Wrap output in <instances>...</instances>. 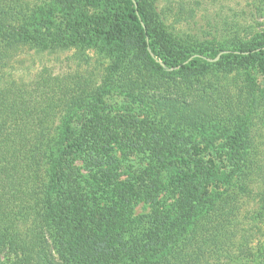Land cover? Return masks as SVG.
<instances>
[{
	"label": "trees",
	"instance_id": "1",
	"mask_svg": "<svg viewBox=\"0 0 264 264\" xmlns=\"http://www.w3.org/2000/svg\"><path fill=\"white\" fill-rule=\"evenodd\" d=\"M119 1L104 40L125 44L132 34L148 57L146 68L152 75L177 67L188 78L171 96L160 87H147L143 74L136 77L141 99L150 109L149 123L168 137L174 130L179 135L198 131L209 139L226 135L229 144L221 151L201 140L184 141L176 148L172 142L163 150L150 147L161 155L154 165L165 168L173 200L164 208L166 200L152 192L157 204L150 212L127 215V221L119 222L110 212L84 209L89 205L87 185L76 175L75 159L89 150L94 167L106 171L99 154H108L115 145L138 153L143 145L132 138L141 136L145 125L122 124L103 113V94H96L85 79L68 83L48 76L26 85L0 74V264H205L207 255L229 258L239 246L236 214L226 213L229 198L224 194L237 187L262 196L264 204L260 144L253 135L249 145L241 142L249 129L230 132L226 122L216 123L224 120V113L230 115L225 93L250 99L243 104L245 115L261 106L251 71L264 60V40L218 42L224 24L218 19L207 24L203 37L179 34L165 22L158 0ZM24 2L0 0V54L5 57L18 43L53 47L55 42L66 46L99 39L95 31L72 40L55 36L48 42L36 35L33 6ZM213 42L218 47L210 45ZM131 50L122 49L123 59L131 58ZM210 74L217 76V85H201L199 77ZM74 116L86 119V131L73 130ZM53 140L62 144L57 153L51 151ZM44 156L51 162L48 173ZM253 184L260 188L256 191Z\"/></svg>",
	"mask_w": 264,
	"mask_h": 264
},
{
	"label": "rangeland",
	"instance_id": "2",
	"mask_svg": "<svg viewBox=\"0 0 264 264\" xmlns=\"http://www.w3.org/2000/svg\"><path fill=\"white\" fill-rule=\"evenodd\" d=\"M24 3L33 6L30 16L36 22V35L43 36L48 42L55 39V36L72 40L95 31L99 39L91 43L88 41L72 43L69 40L70 43L66 46L56 45L55 42L53 47L18 43L10 47L8 56L0 54V74L4 79H12L19 84L37 85L40 79L45 80L48 76L52 79L68 80V83L82 78L89 82L96 94H103V113L121 119L122 124L145 125L142 130L144 133L132 138L137 144L143 145L138 153L115 145L108 154H99L102 155L100 164L106 171L94 167L96 163L91 158L89 150H84L76 157V175L80 176L82 185H87L85 198L88 199L89 205L84 209L101 213L110 212L119 222H125L127 215L137 216L151 211L153 203L157 204L151 196L152 192L156 193L157 199L166 200L162 207H168L173 199L167 185V174L164 167L154 165L161 155L148 149L161 147L163 150L172 142V146L176 148L184 141L191 144L193 141L201 140L203 142L200 144L217 145L221 151L228 146V138L226 135H213L209 139L203 133L200 135L198 131L194 135L191 133L179 135L180 133L175 130L168 137L167 133L155 129L156 127L149 123L150 109L142 101L143 95L136 87L135 80L139 74H143L147 87L151 89L160 87L161 90H165V94L175 96L180 83L186 82L188 78H185V74L177 67L152 75L146 68L148 57L140 52L132 34H129L125 44L120 41L109 43L104 40L107 35L104 32L113 27L115 13L120 5L119 0H25ZM158 9L165 22L179 34L203 37L205 31H208L207 24L218 19L224 20V24L227 23L223 24L219 32L218 42L225 43L237 37L264 40V0H158ZM210 45L218 47L215 42ZM123 48L132 49L130 59L126 60V57L123 59L121 52ZM251 72L257 101L261 106L250 109L245 115L243 104L250 99L234 91L225 93L229 101L227 103L230 115L223 114L222 109L221 114L225 118L223 121L216 120V123L223 125L226 122L225 126L230 132L249 129L251 133L245 135L246 138L241 142L249 145L251 136H255L254 142L261 146L258 148V154L261 153L264 160V60L256 62ZM190 78L193 80L194 75H190ZM216 79V75L210 74L201 75L198 81L201 85L207 82L217 85ZM58 123L59 120L54 125ZM71 126L75 132L86 131L88 122L85 118L74 116ZM233 136L235 135L230 134V137ZM52 143H55V140ZM61 145L60 142H56L51 151L57 153ZM50 163V158L44 156V172L48 173ZM253 185L256 191L260 188L259 184ZM149 191L150 195L147 196ZM224 195H228L229 198L226 213L229 217L233 213L236 214L233 226L236 228L239 246L233 249L229 258L207 255L203 262L264 264L262 196L249 194L237 187L229 189Z\"/></svg>",
	"mask_w": 264,
	"mask_h": 264
}]
</instances>
